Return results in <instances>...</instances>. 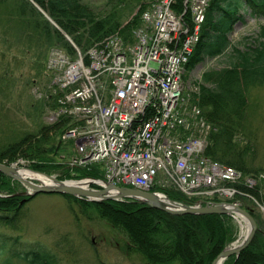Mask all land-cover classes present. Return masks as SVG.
<instances>
[{
    "label": "trees",
    "instance_id": "1",
    "mask_svg": "<svg viewBox=\"0 0 264 264\" xmlns=\"http://www.w3.org/2000/svg\"><path fill=\"white\" fill-rule=\"evenodd\" d=\"M34 2L47 13L60 30L69 36L82 54L87 53V49L112 34H119L128 41L130 32L139 22L141 11L131 17L129 22L120 24L113 15L106 16L95 12L80 0H34ZM209 2L199 40L184 67L185 76L206 60L217 59L226 54L231 46L228 36L238 22L243 23L247 12L250 11V15L264 20V0H210ZM32 10L35 12L34 9ZM48 27L49 24L45 21L44 29ZM51 31L66 53L74 55L70 43L65 41L55 29ZM229 55L228 67L207 70L201 75L198 83L197 103L204 110L205 119L213 128L205 139L203 155L209 160L235 169L243 176L252 175L257 172L249 168L248 148H239L240 142L237 138L244 124L247 123L246 93L251 87L264 84V26H260L259 36L247 49L232 48ZM51 106L54 108L52 104ZM62 125L64 121L47 125L37 136L27 134L16 143L8 145L0 151V162L12 164L18 159L26 163L29 161L31 164L28 168L35 172L50 174L53 171H60V175L56 177L59 181L71 178L102 180L98 166L89 169L68 168L65 164L56 163L48 158V154L56 150L55 147L47 149L40 145L48 141L53 132L62 133ZM263 183L256 182L252 187L242 183L234 184L239 191H247L264 207ZM17 185L18 183L0 173V194L11 195L0 196V225L9 227L18 223L23 216V208L32 199L24 200L23 197L13 196ZM165 195L178 203L187 205L193 203V200H187L172 189L166 191ZM61 196L68 203L71 213L77 207L80 211L96 212L103 222L124 236L127 253L140 255L143 264H212L215 257L236 239L238 227L233 218L227 215L176 217L129 199L92 203L74 196ZM250 199L245 195H237L229 201L236 202L242 209L247 210L258 227L254 238L238 257L235 259L231 256L224 264H252L258 261L263 264L264 262V219L257 214L256 205H253ZM213 201L218 202V199L214 198ZM192 229H204L205 235L196 234ZM14 244L19 246L21 242L13 239ZM21 246L23 249L20 251L9 253L5 243L0 244V257L5 255L0 264H16L14 260L26 264H60L54 253L38 243L30 245L24 243Z\"/></svg>",
    "mask_w": 264,
    "mask_h": 264
},
{
    "label": "built area",
    "instance_id": "2",
    "mask_svg": "<svg viewBox=\"0 0 264 264\" xmlns=\"http://www.w3.org/2000/svg\"><path fill=\"white\" fill-rule=\"evenodd\" d=\"M178 2L153 0L133 42L108 37L88 50L87 66L53 52L49 63L61 96L51 118L69 119L62 138L74 142L71 164H98L113 185L173 189L188 200L233 198L238 192L226 184L241 175L202 156L205 123L184 100L183 67L209 0H183L182 12Z\"/></svg>",
    "mask_w": 264,
    "mask_h": 264
},
{
    "label": "rangeland",
    "instance_id": "3",
    "mask_svg": "<svg viewBox=\"0 0 264 264\" xmlns=\"http://www.w3.org/2000/svg\"><path fill=\"white\" fill-rule=\"evenodd\" d=\"M80 1L95 12L106 16L113 15L117 22L125 24L141 10L140 16L150 7L153 0ZM34 4L37 5L34 0H0V151L27 134L37 136L43 127L55 123L51 118L52 106H50L49 97L51 90L55 89L52 83L54 74L48 68L47 59L50 55L49 51L54 48L62 53L66 52L55 40L51 29L58 31L63 38V33H66L57 30L49 21L51 19L47 13L43 10L44 14H41ZM45 21L50 28L44 29ZM141 24L139 18L138 24L132 31L142 28ZM260 26H264L262 19L253 22L247 17L243 24L238 22L228 36L231 46L226 54L217 59L206 60L203 64L196 66L195 70L188 73L186 77L190 83V89L188 86L185 87L184 100L189 102L187 107L199 110L198 118L205 123L206 137L213 128L206 121L205 112L197 103L200 77L207 70L228 67L227 60L232 48L247 49L259 36ZM64 39L67 41L66 38ZM73 46L71 45L75 52L74 49L77 46L76 48ZM70 56L73 57V55ZM245 97L247 123L242 127L237 139L240 142L239 148H248L249 168L252 171L256 170L257 173L244 176L241 174L236 184H244L247 179L253 178V186H255L256 182H264V84L251 87ZM58 132H53L50 139L43 142L40 147L48 149L54 146L56 150L49 153L48 158L56 163H63L69 168L70 157L74 154V144L72 141H61ZM13 164L15 168L27 169L31 162L25 163L18 159ZM47 175L57 177L60 171H53ZM21 191H24V188L18 183L15 186V192ZM240 192L251 198L253 205H256L257 214L264 219V207L247 191ZM0 195L1 197L11 196ZM22 215L14 226L0 225V244L4 242L9 253L20 251L24 243L27 245L38 243L54 253L60 264H143L140 255L127 253L126 239L120 232L113 230L92 210L80 211L77 207L71 213L68 203L62 196L39 193L26 203ZM233 221L238 227L236 239L232 242L235 244L236 241L241 240L240 225H245L242 222L239 225L236 220ZM192 230L196 234L201 233V236L205 235L204 229ZM13 239H18L21 244L13 245ZM4 257H0V262ZM14 262L26 264L23 261L14 260ZM252 264H261V262Z\"/></svg>",
    "mask_w": 264,
    "mask_h": 264
},
{
    "label": "water",
    "instance_id": "4",
    "mask_svg": "<svg viewBox=\"0 0 264 264\" xmlns=\"http://www.w3.org/2000/svg\"><path fill=\"white\" fill-rule=\"evenodd\" d=\"M32 1V0H31ZM33 3V2H32ZM35 5V4H34ZM41 14V10L37 5H35ZM44 14V13H43ZM47 17V16H46ZM47 20H49L47 18ZM57 30L61 31L54 22L49 20ZM62 32V31H61ZM63 33V32H62ZM64 38L72 44L69 37L63 33ZM24 168H15L12 165H5L0 163V173L5 176H8L13 181L20 183L24 191L14 194L18 197H34L43 194H57V195H68L74 196L78 199L89 201V202H104V201H122V200H133L139 202L140 204L150 207L155 210H160L167 215H172L176 217H181V215L187 216H202V215H220V216H230L237 219V222L240 225L242 222L246 227H248L245 238L242 240L236 241L235 244L225 247V249L215 257V261L212 264H223L226 259L230 256L238 257L239 253L244 250L247 245L254 238V234L257 230V226L254 218L250 215L247 210L242 209L237 204H232L227 201L223 202H206V201H197L193 205L189 206L183 203H177L170 198L165 197L162 194H156L152 192H143L138 189H131L128 187H118L113 186L107 181L91 180V179H82V180H57L52 175H47L42 172H34L30 169H24L35 174H41L45 177L46 181H37L38 183L32 182L30 180H24L19 174V170ZM98 185L100 189H89L90 185ZM264 210V209H263Z\"/></svg>",
    "mask_w": 264,
    "mask_h": 264
},
{
    "label": "bare ground",
    "instance_id": "5",
    "mask_svg": "<svg viewBox=\"0 0 264 264\" xmlns=\"http://www.w3.org/2000/svg\"><path fill=\"white\" fill-rule=\"evenodd\" d=\"M18 172H19L21 178H23L24 180H27V181L28 180H30V181H39L40 180L42 182H45L46 181L45 177L43 175H41V174L38 175V174H35L33 172L24 170V169L19 170ZM240 227H241V235H240V238L242 240L246 236L248 227L243 226V225H240Z\"/></svg>",
    "mask_w": 264,
    "mask_h": 264
},
{
    "label": "flooded vegetation",
    "instance_id": "6",
    "mask_svg": "<svg viewBox=\"0 0 264 264\" xmlns=\"http://www.w3.org/2000/svg\"><path fill=\"white\" fill-rule=\"evenodd\" d=\"M257 231V230H256ZM256 233V232H255ZM255 235V234H254Z\"/></svg>",
    "mask_w": 264,
    "mask_h": 264
}]
</instances>
